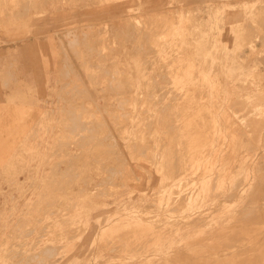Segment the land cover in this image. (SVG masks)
Segmentation results:
<instances>
[{"label":"rangeland","instance_id":"374dc122","mask_svg":"<svg viewBox=\"0 0 264 264\" xmlns=\"http://www.w3.org/2000/svg\"><path fill=\"white\" fill-rule=\"evenodd\" d=\"M263 171L264 0H0V264H264Z\"/></svg>","mask_w":264,"mask_h":264},{"label":"bare ground","instance_id":"6f19581e","mask_svg":"<svg viewBox=\"0 0 264 264\" xmlns=\"http://www.w3.org/2000/svg\"><path fill=\"white\" fill-rule=\"evenodd\" d=\"M24 1V0H23ZM262 8V7H261ZM167 15V14H166ZM172 18V17H171ZM157 19V18H156ZM169 21V20H168ZM172 27V26H171ZM79 31V30H78ZM177 46V45H176ZM65 48V47H64ZM66 49V48H65ZM71 49V48H70ZM67 53V52H66ZM70 56V55H69ZM68 59V58H67ZM69 66V65H68ZM71 66V65H70ZM72 68H73V70H75L74 69V67H73V65H72ZM72 70V71H73ZM247 72V71H246ZM74 73H75V71H74ZM77 77V76H76ZM80 80V79H79ZM97 81V80H96ZM243 85V84H242ZM88 93V92H87ZM110 93V92H109ZM89 95V94H88ZM207 99V98H206ZM207 101V100H206ZM215 101V100H214ZM90 105H92V110L94 111V114H96L97 113V111H98V109L96 110V108H98L96 105H95V103H93L91 100L88 102ZM234 106V105H233ZM235 107V106H234ZM83 110H81V112H82ZM100 111V110H99ZM87 112H89V111H87ZM96 112V113H95ZM76 113H77V111H76ZM91 114V113H90ZM92 115V114H91ZM208 115V114H207ZM93 116V115H92ZM95 116H97V115H95ZM239 116V115H238ZM84 117V116H83ZM82 117V119H85V118H83ZM88 117V116H87ZM81 119V118H80ZM81 119V120H82ZM235 119V118H234ZM86 120V119H85ZM259 121V120H258ZM240 126V125H239ZM260 126H261V124H260ZM242 127V126H241ZM95 128V127H94ZM246 129V128H245ZM261 129V128H260ZM246 132V131H245ZM110 136V135H109ZM245 136V135H244ZM246 137V136H245ZM103 139V138H102ZM247 139H248V137H247ZM151 142V141H150ZM104 148V147H103ZM176 148V147H175ZM110 150V149H109ZM229 150V149H228ZM81 151V150H80ZM105 151V150H104ZM111 151V150H110ZM233 155V154H232ZM94 158V157H93ZM227 158V157H226ZM96 160V159H95ZM126 160V159H125ZM75 162V161H74ZM156 162V161H155ZM110 165V164H109ZM245 165V164H244ZM262 165V164H261ZM112 166V165H111ZM122 167V166H121ZM112 168V167H111ZM177 170H178V168H177ZM117 172V171H116ZM264 172V171H263ZM178 173V172H177ZM74 177V176H73ZM107 179V178H106ZM260 179V178H259ZM258 190V189H257ZM176 191V190H175ZM234 193V192H233ZM177 194V193H176ZM229 194H231V192L229 193ZM233 197V196H232ZM172 199V198H171ZM244 207V206H243ZM249 229V228H248ZM254 229V228H253ZM261 229V228H260ZM257 230H258V228H257ZM262 231V230H261ZM256 232V231H255ZM260 232V231H259ZM251 233V232H250ZM250 235V234H249ZM252 235V234H251ZM241 237V236H240ZM251 238V237H250ZM235 239V238H234ZM256 239V238H255ZM260 239V238H259ZM250 240V239H249ZM193 241V240H192ZM200 241V240H199ZM197 243H198V240H197ZM194 244V243H193ZM202 244V243H201ZM204 244V243H203ZM247 245V244H246ZM194 247V246H193ZM192 247V248H193ZM226 247V246H225ZM232 247V246H231ZM234 247V246H233ZM200 248V247H199ZM223 248V247H222ZM221 248V249H222ZM183 249V248H182ZM181 249V250H182ZM216 249V248H215ZM228 249V248H227ZM227 249H226V251H227ZM230 249V248H229ZM232 249V248H231ZM93 250V249H92ZM190 250V249H189ZM196 250V249H195ZM219 250V249H218ZM184 251V250H183ZM222 251V250H221ZM225 251V250H224ZM191 252V251H190ZM196 252V251H195ZM210 252H211V250H210ZM216 252H217V250H216ZM229 252V251H228ZM56 253V252H55ZM184 253V252H183ZM227 253V252H226ZM52 254V253H51ZM176 254V253H175ZM186 254V253H185ZM207 254V253H206ZM221 254H223V253H221ZM184 255V254H183ZM171 257V256H170ZM186 258V257H185ZM184 259V258H183ZM202 259V258H201ZM188 260V259H187ZM198 260V259H197ZM195 261V260H194ZM199 261V260H198ZM164 263V262H163Z\"/></svg>","mask_w":264,"mask_h":264}]
</instances>
